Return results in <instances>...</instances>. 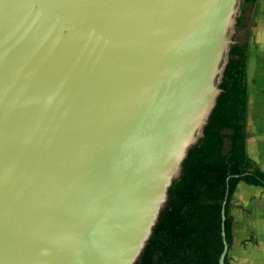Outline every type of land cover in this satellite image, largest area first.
I'll list each match as a JSON object with an SVG mask.
<instances>
[{"label":"water","instance_id":"obj_1","mask_svg":"<svg viewBox=\"0 0 264 264\" xmlns=\"http://www.w3.org/2000/svg\"><path fill=\"white\" fill-rule=\"evenodd\" d=\"M242 2L0 0V264L136 263Z\"/></svg>","mask_w":264,"mask_h":264},{"label":"trees","instance_id":"obj_2","mask_svg":"<svg viewBox=\"0 0 264 264\" xmlns=\"http://www.w3.org/2000/svg\"><path fill=\"white\" fill-rule=\"evenodd\" d=\"M246 59V45L234 44L204 135L189 149L135 264H221L226 243L231 248L230 207L238 183L264 187V170L246 151ZM225 264H231L228 254Z\"/></svg>","mask_w":264,"mask_h":264},{"label":"crops","instance_id":"obj_3","mask_svg":"<svg viewBox=\"0 0 264 264\" xmlns=\"http://www.w3.org/2000/svg\"><path fill=\"white\" fill-rule=\"evenodd\" d=\"M252 10L246 45V151L264 170V0L244 4ZM248 11V10H247ZM251 22V23H250ZM234 241L231 264H264V187L240 181L231 198ZM251 261V262H250Z\"/></svg>","mask_w":264,"mask_h":264},{"label":"rangeland","instance_id":"obj_4","mask_svg":"<svg viewBox=\"0 0 264 264\" xmlns=\"http://www.w3.org/2000/svg\"><path fill=\"white\" fill-rule=\"evenodd\" d=\"M248 10V11H247ZM252 10L250 8H245L244 7V0L242 2V6H241V10L239 11V16H238V19L242 20V22L244 23L243 25H238L236 24L235 27L233 28V33H232V36H231V44H230V49L231 47L234 45V44H244L247 42V22L250 21L251 19V16H252ZM252 20V19H251ZM251 23V22H250ZM233 207V204L231 206V209ZM231 213V212H230ZM230 250V249H229ZM229 252L228 251V255H229ZM231 259L234 258V256L232 255L230 257ZM251 262V261H250ZM252 263V262H251ZM251 263H248V264H251ZM232 264H247V261L245 263H238L237 261L233 260L232 261Z\"/></svg>","mask_w":264,"mask_h":264}]
</instances>
